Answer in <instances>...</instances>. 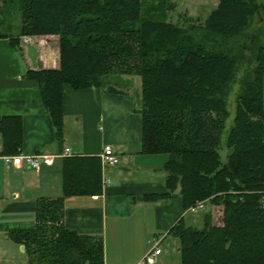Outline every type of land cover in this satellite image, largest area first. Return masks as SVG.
Masks as SVG:
<instances>
[{
	"label": "trees",
	"instance_id": "obj_1",
	"mask_svg": "<svg viewBox=\"0 0 264 264\" xmlns=\"http://www.w3.org/2000/svg\"><path fill=\"white\" fill-rule=\"evenodd\" d=\"M1 1L18 9L20 26L0 37L15 46L23 35L56 43L58 66L25 75L37 82L53 137L62 134L64 84L132 89L141 151L166 156V195H179L184 210L200 200L221 210L219 222L203 211L198 221L171 228L181 264H264V41L252 26L264 0H217L203 24L187 27L164 19L166 0L149 7L146 0ZM251 26L248 46L238 48L234 36ZM243 50L256 62L253 79L243 81L225 133L227 94L239 62L251 60ZM0 136L1 152L17 153L20 118L0 117ZM99 171L97 161L70 159L62 195L39 201L33 229L8 234L24 245L28 264H102V238L62 223L63 199L97 192Z\"/></svg>",
	"mask_w": 264,
	"mask_h": 264
},
{
	"label": "crops",
	"instance_id": "obj_2",
	"mask_svg": "<svg viewBox=\"0 0 264 264\" xmlns=\"http://www.w3.org/2000/svg\"><path fill=\"white\" fill-rule=\"evenodd\" d=\"M47 47L31 43L21 48L0 37V117L20 118L18 152L53 155L52 163L39 170L9 167L0 159V264H28L24 245L8 234L35 227L39 201L62 195L63 167L74 157L99 163L100 187L97 192L66 196L62 223L102 238V264L136 263L153 236L161 237L160 248L170 243L179 252V238L171 228L179 221L187 223V209L179 195H166V156L141 151L142 118L135 96L110 86L75 90L64 84L62 134L55 139L37 82L25 76L28 70L58 66ZM105 144L119 158L115 166H102ZM64 148L70 149L69 155H62ZM103 178L109 182L103 183ZM163 253L161 248L153 264H168Z\"/></svg>",
	"mask_w": 264,
	"mask_h": 264
},
{
	"label": "rangeland",
	"instance_id": "obj_3",
	"mask_svg": "<svg viewBox=\"0 0 264 264\" xmlns=\"http://www.w3.org/2000/svg\"><path fill=\"white\" fill-rule=\"evenodd\" d=\"M155 3L157 0H153ZM262 1V0H261ZM260 2V1H259ZM152 3V0H146L144 5L149 7ZM218 4L217 0H166L164 5H161V9L164 13V19L166 21H170L173 23L178 24L181 27H187L191 24H203L204 20L207 18L209 13L216 8ZM6 3L0 0V34H7L10 36H15L19 32L20 26V18H19V11L16 8H10L9 10L5 9ZM253 28H256L257 32L260 33V40L261 42L264 41V12L259 13L253 20ZM251 27L244 29L240 34L234 36V41H236L238 48L240 44L248 46V35L253 32L250 30ZM30 36L32 38V43L34 44H41L45 43V41H41L35 36L32 35H23L19 38V44L23 47L27 46V43L24 41V38ZM53 40V39H52ZM55 43V42H54ZM48 43V51H51L54 55L53 58L55 62L58 63V53L56 48V43L54 44ZM31 44V43H30ZM243 57L249 56L251 59L250 62L246 60H242L238 64V68L235 73V78L233 83L231 84V88L226 97V119H225V128L224 132L227 133L229 128L233 125L234 118L237 114V108L239 106V95L245 88V83L243 81L253 79V68L256 65L255 60L253 59V54L249 50H243ZM115 87L118 89H123L125 91L131 92L133 94L132 89L127 87H118L115 84H107L104 87ZM103 87V88H104ZM134 95V94H133ZM225 154H221V160L225 159ZM204 202V211H211V213L215 214L217 222H219L220 218V207L210 206L206 203L205 200H200ZM203 210L197 213H191L187 211V216H185V221L187 223H191V220L194 219L198 221V216L201 214ZM149 245V244H148ZM150 246V245H149ZM161 248L163 249V254L168 257V264H181L180 254L176 251L174 246H171L169 243L168 248L165 249V242L161 244Z\"/></svg>",
	"mask_w": 264,
	"mask_h": 264
},
{
	"label": "built area",
	"instance_id": "obj_4",
	"mask_svg": "<svg viewBox=\"0 0 264 264\" xmlns=\"http://www.w3.org/2000/svg\"><path fill=\"white\" fill-rule=\"evenodd\" d=\"M24 41L27 44L32 43V38L27 36L24 38ZM70 154L69 148H64L62 155L66 156ZM102 166L109 167L115 166L119 163V158L115 154L113 148L109 144H105L102 147V151L100 154ZM0 159L2 160L3 164L9 167L15 168H33L39 170L43 165H49L52 163L53 155L47 153H30L25 154L22 152H17L13 154H6L0 153ZM103 183H108V178L102 179ZM204 209V202L197 201L195 204L189 206L187 211L191 213H197ZM160 236H153L147 240V243L150 245L144 256L134 264H153L158 256L161 254L160 248ZM131 264V263H126Z\"/></svg>",
	"mask_w": 264,
	"mask_h": 264
},
{
	"label": "water",
	"instance_id": "obj_5",
	"mask_svg": "<svg viewBox=\"0 0 264 264\" xmlns=\"http://www.w3.org/2000/svg\"><path fill=\"white\" fill-rule=\"evenodd\" d=\"M21 249L23 250L24 249V246H21Z\"/></svg>",
	"mask_w": 264,
	"mask_h": 264
}]
</instances>
